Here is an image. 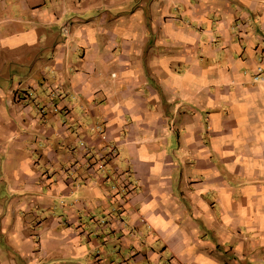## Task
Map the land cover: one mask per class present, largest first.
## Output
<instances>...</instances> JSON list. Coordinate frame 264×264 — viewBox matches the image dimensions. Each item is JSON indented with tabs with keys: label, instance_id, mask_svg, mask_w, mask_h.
Returning <instances> with one entry per match:
<instances>
[{
	"label": "crops",
	"instance_id": "obj_1",
	"mask_svg": "<svg viewBox=\"0 0 264 264\" xmlns=\"http://www.w3.org/2000/svg\"><path fill=\"white\" fill-rule=\"evenodd\" d=\"M0 264H264V0H0Z\"/></svg>",
	"mask_w": 264,
	"mask_h": 264
},
{
	"label": "built area",
	"instance_id": "obj_2",
	"mask_svg": "<svg viewBox=\"0 0 264 264\" xmlns=\"http://www.w3.org/2000/svg\"><path fill=\"white\" fill-rule=\"evenodd\" d=\"M62 33L63 34L67 33L65 28H62ZM261 73H262V69L260 67H258L256 69L255 75L253 77L254 81L262 80ZM82 147L85 148V155H87V156L89 155V159L85 161V169H86V171L89 172V173H92V172H97L99 170H102L103 166H104V164H103L104 157L99 156V155L96 157V156L91 154V152H90V150L88 148H86L83 145H82ZM109 151H110L109 152L110 154L114 153L113 149H110ZM125 188L127 189L128 193H130L129 191L132 190V188H129V186H128V188L127 187H125Z\"/></svg>",
	"mask_w": 264,
	"mask_h": 264
}]
</instances>
